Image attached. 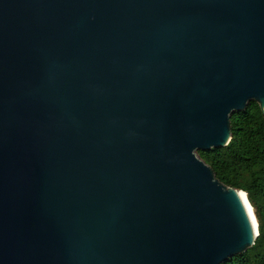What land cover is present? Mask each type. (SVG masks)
<instances>
[{
    "label": "water",
    "instance_id": "water-1",
    "mask_svg": "<svg viewBox=\"0 0 264 264\" xmlns=\"http://www.w3.org/2000/svg\"><path fill=\"white\" fill-rule=\"evenodd\" d=\"M264 112V0H0V264H221L259 235L197 150Z\"/></svg>",
    "mask_w": 264,
    "mask_h": 264
},
{
    "label": "trees",
    "instance_id": "trees-1",
    "mask_svg": "<svg viewBox=\"0 0 264 264\" xmlns=\"http://www.w3.org/2000/svg\"><path fill=\"white\" fill-rule=\"evenodd\" d=\"M232 138L226 146L197 154L227 186L247 192L259 223L255 243L221 264H264V112L256 100L231 115Z\"/></svg>",
    "mask_w": 264,
    "mask_h": 264
},
{
    "label": "bare ground",
    "instance_id": "bare-ground-1",
    "mask_svg": "<svg viewBox=\"0 0 264 264\" xmlns=\"http://www.w3.org/2000/svg\"><path fill=\"white\" fill-rule=\"evenodd\" d=\"M241 197H242V200L245 204V207H246V210L248 212V215L251 219L252 222H254V230L257 231V224L255 222V216H254V208H252L246 198V194L245 193H241Z\"/></svg>",
    "mask_w": 264,
    "mask_h": 264
}]
</instances>
